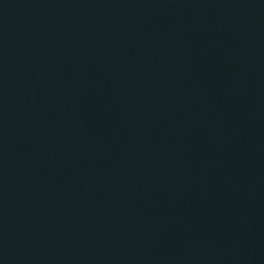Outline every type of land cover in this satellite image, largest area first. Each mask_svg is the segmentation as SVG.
Returning a JSON list of instances; mask_svg holds the SVG:
<instances>
[{
  "label": "water",
  "instance_id": "obj_1",
  "mask_svg": "<svg viewBox=\"0 0 264 264\" xmlns=\"http://www.w3.org/2000/svg\"><path fill=\"white\" fill-rule=\"evenodd\" d=\"M0 264H264V0H0Z\"/></svg>",
  "mask_w": 264,
  "mask_h": 264
}]
</instances>
